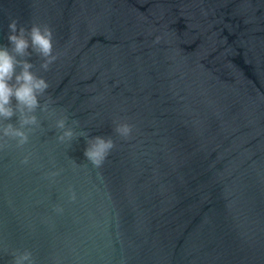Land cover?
<instances>
[{"label":"water","instance_id":"1","mask_svg":"<svg viewBox=\"0 0 264 264\" xmlns=\"http://www.w3.org/2000/svg\"><path fill=\"white\" fill-rule=\"evenodd\" d=\"M11 18L51 26L53 107L116 146L96 168L37 112L0 150V264H264V0H0L2 45Z\"/></svg>","mask_w":264,"mask_h":264},{"label":"clouds","instance_id":"2","mask_svg":"<svg viewBox=\"0 0 264 264\" xmlns=\"http://www.w3.org/2000/svg\"><path fill=\"white\" fill-rule=\"evenodd\" d=\"M8 44H0V150L9 146V141H15L17 148L23 149L30 142V135L42 127V121L37 112L44 114L46 119L54 121L55 128L59 131L57 140L61 143H71L74 139L84 137L87 147L84 156L96 168H100L115 143L111 136H95L89 138V133H77L75 127L79 121L73 119L68 125L69 116L65 110H57L53 105L55 101L48 94L50 84L37 71L30 61L35 54L41 60L39 69L47 72L51 65L58 59L54 52V32L48 24L33 23L25 27L16 18H11L8 24ZM156 37L155 43H159ZM43 101V102H41ZM16 117V123L10 121ZM7 122V123H5ZM114 131L124 139L131 137L133 126L126 121H114ZM30 154L25 155L22 164H28ZM52 176L58 173H51ZM75 193L71 199L75 200ZM56 211H62L57 208ZM11 264H35V259L30 250L12 253Z\"/></svg>","mask_w":264,"mask_h":264}]
</instances>
